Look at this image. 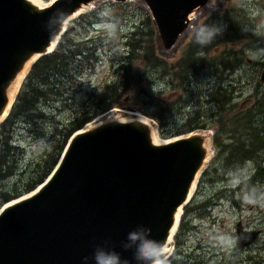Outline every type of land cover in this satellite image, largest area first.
Returning <instances> with one entry per match:
<instances>
[{
    "label": "water",
    "instance_id": "obj_1",
    "mask_svg": "<svg viewBox=\"0 0 264 264\" xmlns=\"http://www.w3.org/2000/svg\"><path fill=\"white\" fill-rule=\"evenodd\" d=\"M93 1L0 0V121L15 99L19 76L54 49L68 22ZM141 1L165 52L192 26L189 15L212 2ZM259 80L264 83V65ZM212 151L206 129L155 141L151 124L138 116L111 113L74 130L45 179L0 206V264H92L100 248L140 264L130 232L151 234L169 254L165 244ZM235 231L239 247L260 234L241 220Z\"/></svg>",
    "mask_w": 264,
    "mask_h": 264
},
{
    "label": "rangeland",
    "instance_id": "obj_2",
    "mask_svg": "<svg viewBox=\"0 0 264 264\" xmlns=\"http://www.w3.org/2000/svg\"><path fill=\"white\" fill-rule=\"evenodd\" d=\"M40 1L47 4L52 0ZM141 6H144L141 0H125L121 3L115 0H94L80 12H100L99 14L102 15V17L99 14H96L95 17L91 16L88 24L77 28L81 36L91 37L97 42L99 59L94 62L93 68L84 74L82 84L73 99L66 105H60L59 101L43 105L44 111L52 116L48 118L47 123H44V128L47 129V131L44 130V135L33 138L28 135L20 122L11 128L6 126L9 128L7 133L13 137V141L24 147V153L18 157L16 165L13 167L14 173L0 179V190L15 188L20 192L17 196L28 192L22 190L23 184L34 167L32 165L34 160L44 154L46 150L51 149L54 138L49 134L53 127L56 124L68 123L83 106H87L91 97L90 93L94 91L95 87H100L113 80L119 81L117 68L120 60L123 59L124 50L127 48L124 40L133 26L142 19ZM235 7L236 9H234ZM237 7L241 9L239 13ZM226 10H230L227 12V16L231 19L235 17L238 20V25L247 31L242 39L240 37L231 42L226 40L217 48L234 47L238 51L239 64L234 71L220 72L210 67L198 72L188 71L187 77L183 74L182 82L176 84L175 78L178 74L175 71L163 67L162 64L146 66L143 69V81L133 89L136 94H131L122 100V105L125 107L115 106L95 116L91 122L98 121L115 110L116 112L113 114L118 113L120 116L128 115L121 111L131 110L132 116L128 118L139 116L147 121H149L148 119L152 120L153 123L149 122L154 128L155 134L160 140H165L187 133L188 127L203 124L202 121H206L208 125H218L217 116L211 119L210 115L219 112V110L206 101V97L210 95L213 88L218 86V83L226 85L232 82L238 88L232 102L245 103L246 98L257 85L256 80L259 79L261 63L264 62V0H212L211 4L202 12L191 14L192 26L182 35L176 47L167 52L162 51L159 47L158 50L165 60L174 61L194 29L206 19L215 16L214 19L223 23L221 28L212 29V31L226 29L227 23L223 14ZM213 27L211 26L210 29ZM256 69L258 71L255 75ZM187 79L188 84L186 85ZM261 83L259 88L264 90V83ZM144 111L159 114L163 119L161 126L159 127V123L154 117ZM189 114L195 117L196 123H187ZM97 118L98 120H96ZM206 130L210 136L213 153L210 154L211 157L205 166V173L201 180H199V175L191 197L187 201V203H192L191 206L207 202L204 206L205 214L198 215L193 208L185 214L186 228L179 235L181 242L179 249L183 252L187 250L192 254L202 253L205 256L216 252L217 254L213 258L231 259L234 261L233 264H260L261 260L264 261V181L259 186L257 185L256 191L253 189L248 191L244 186H241L236 193L230 196L229 191L225 188L234 186L236 180H239V183L235 186H240L242 181L251 176L255 164L252 161H247L233 169L228 167L227 171L221 173L225 156L223 146L221 145L222 152L216 155L212 141L214 129L209 126ZM229 141L227 132H224L223 142L228 143ZM246 198H252L258 202L249 204L245 202ZM182 211L181 209V213ZM238 220H241L246 229H260L256 240L245 247H239L235 243V224ZM173 235L165 244L169 255L175 248ZM221 238L230 239L232 243H220Z\"/></svg>",
    "mask_w": 264,
    "mask_h": 264
},
{
    "label": "trees",
    "instance_id": "obj_3",
    "mask_svg": "<svg viewBox=\"0 0 264 264\" xmlns=\"http://www.w3.org/2000/svg\"><path fill=\"white\" fill-rule=\"evenodd\" d=\"M140 8L142 19L133 26L124 40L127 48L124 50L123 59L120 60L117 68L119 81L113 80L100 87H95L94 91L90 93L91 97L87 106H83L68 123L56 124L53 127L49 134L54 138L51 149L46 150L44 154L34 160L32 163L34 167L23 184V191L31 190L47 176L74 130L115 106L125 107L122 105V100L131 94H136L133 89L143 81V69L146 66L162 64L163 67L175 71L178 74L175 78L176 84L182 82L183 74L187 77L188 71L198 72L210 67L220 72L224 70L232 72L238 67L239 53L234 47L217 49L222 42L226 40L231 42L240 37L242 39L247 34V31L238 25V20L235 17L231 19L227 16V12L230 10L223 13L227 23L226 29L212 31V29L221 28L223 23L214 19L215 16L206 19L194 29L184 43L180 54L170 62L159 53L156 31L150 14L144 6ZM240 11L241 9L237 7V12ZM99 13H80L69 21L54 49L39 56L22 79L8 114L0 122V135L2 134L0 138V179L14 173L13 167L16 165L18 157L24 153V147L13 141V137L7 133L9 128L20 122L28 135L33 138L44 135L47 131L44 128V123H47L48 118L52 116L44 111L43 105L54 101L61 102L60 105H66L73 99L82 84L84 74L92 69L94 62L99 59L97 42L91 37L84 38L77 29L78 26L88 24L89 18L95 17ZM99 16L102 17L101 14ZM211 26L214 27L210 29ZM201 30L213 33L210 43L202 45L198 42L197 37ZM263 65L264 62L261 63V68ZM257 71L258 69H256L255 75ZM256 82L254 91L249 94L243 104H239L237 101L232 102L238 90L232 82L226 85L218 83V86L213 88L210 95L206 97V101L219 110V112L210 115L211 119L217 116L216 121L219 126L208 125L206 121H202L203 124H195L186 129L189 131L209 126L214 129L212 141L215 153L218 155L222 152L221 145L223 153L225 152L221 173L227 171L228 167L233 169L247 161H252L255 164L251 176L242 181L240 186L225 188L229 191L230 196L236 193L241 186H244L248 191L252 189L256 191V187L264 181V90L259 88L262 84L259 79ZM187 84L188 79L186 80ZM144 112L154 117L158 121L159 127L161 126L163 119L159 114ZM194 119L195 117L189 114L187 123H196ZM224 132H227L230 139L228 143L223 142ZM205 171L206 167L201 172L199 180ZM221 173H219L220 176ZM19 194L20 192L15 188L12 190L1 189L0 205ZM206 203H196L191 206L192 203L188 202L182 206L183 211L173 235L175 248L170 254L171 259L168 264H233L234 261L231 259L213 258L216 256V252L205 256L202 253L192 254L187 250L183 252L179 249L181 244L179 235L186 228L185 214L193 208L198 215H204ZM260 264H264V261L261 260Z\"/></svg>",
    "mask_w": 264,
    "mask_h": 264
},
{
    "label": "clouds",
    "instance_id": "obj_4",
    "mask_svg": "<svg viewBox=\"0 0 264 264\" xmlns=\"http://www.w3.org/2000/svg\"><path fill=\"white\" fill-rule=\"evenodd\" d=\"M213 38L211 31H204L198 34V42L200 44L210 43ZM239 183V180L234 181V186ZM246 203L255 204L258 201L252 198H246ZM128 238L135 241L134 258L140 262V264H168L171 256L163 251L162 242L156 240L149 234L144 236L141 233L130 232ZM220 243L231 244L230 239L225 240L221 238ZM92 264H128L127 261H123L121 256L114 250L100 248L95 249L91 256Z\"/></svg>",
    "mask_w": 264,
    "mask_h": 264
},
{
    "label": "bare ground",
    "instance_id": "obj_5",
    "mask_svg": "<svg viewBox=\"0 0 264 264\" xmlns=\"http://www.w3.org/2000/svg\"><path fill=\"white\" fill-rule=\"evenodd\" d=\"M34 1H36V2H38V3H40V4H43L40 0H34ZM26 71V70H25ZM24 71V72H25ZM24 72L19 76V78H18V80H17V82H16V84H15V86H14V90H16V88H17V86L19 85V83L21 82V80H22V78H23V74H24ZM13 90V91H14ZM116 112V110L113 112V113H115ZM121 112H124V113H127L128 115H119L118 113L117 114H115V116H117L119 119H128V117L129 116H132V111L131 110H123V111H121ZM144 119V118H143ZM96 120H98V118L96 119ZM212 130V129H211ZM214 133V132H213ZM152 134H153V138H154V140L155 141H160V138L155 134V130H154V128H152ZM165 249L166 250H168L167 248H166V246H165Z\"/></svg>",
    "mask_w": 264,
    "mask_h": 264
}]
</instances>
